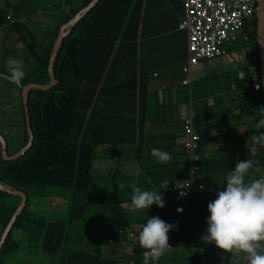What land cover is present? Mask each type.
I'll use <instances>...</instances> for the list:
<instances>
[{
	"label": "crops",
	"instance_id": "crops-1",
	"mask_svg": "<svg viewBox=\"0 0 264 264\" xmlns=\"http://www.w3.org/2000/svg\"><path fill=\"white\" fill-rule=\"evenodd\" d=\"M138 1L130 0L133 6L130 5L126 14L120 18V32L115 40V29L109 28L105 19H100L109 28L104 34L91 30V21L81 28L79 36L72 42L74 47L67 50L68 57L63 59L62 69L69 78L68 86L64 92L48 98L43 104V113L36 118L50 126L41 125L39 132L36 131L44 142L38 144L29 161L32 182H70L74 175L73 181L86 186L88 177L85 166H89L92 158L93 144L96 145L94 168L104 170L109 175L115 165L114 157L122 158V153H113L111 146L128 148L130 151L126 153L127 160H137L134 147L128 144L142 139L145 132H148L147 137L153 134L166 135L164 130L169 131L167 124L170 119L178 116L183 120L187 116L190 93L195 95L197 102L211 103L209 92L203 88L204 80L200 82L195 77L198 71H206L202 77L220 76L224 72L222 66L205 65L198 68L192 77L190 88L181 83L182 68L186 58L188 59V34L178 27L182 18V1L140 0L141 7L135 6ZM107 2L114 3L117 0ZM125 3H129V0H125ZM0 9H3L1 1ZM6 57H9L8 51L3 56ZM0 61V80L5 82L0 87V102L6 98L14 100L15 88L21 86V81L10 70L11 67L6 66V60L5 63L4 60ZM72 82L76 86H69ZM210 88L211 92L215 91L220 95L218 102L222 103L221 96L225 87L218 88L215 82H211ZM224 96L229 97L230 94ZM168 104L172 105V110ZM162 110L163 116L160 118L158 114ZM56 122L66 128L67 137L53 132L52 127ZM228 130L227 127L212 129L210 134L224 135ZM170 138L167 140L168 145L172 144V137ZM72 143L78 149L69 153L68 147ZM239 143L240 140L230 142L229 139H213L206 144V148L210 156L215 155L217 149L221 150V155L233 149L239 150L235 156L254 153L253 146L240 147ZM169 147V150L164 149L165 158L159 162L179 163L181 158L177 156L176 149H171V145ZM69 158L78 163L79 167L70 169ZM134 163L124 162L127 173L119 183L126 186L133 180L131 185L139 184L140 187H130V191L141 195L144 180L141 172L146 168L139 166L141 162ZM150 163L155 164L156 160L147 159V163L144 160L142 164ZM77 169L80 170L76 172ZM200 180L205 185L204 191L195 194L191 200L193 205L204 197L210 199L208 203H204L205 219H181L179 224L182 225L178 224L176 227V230H181L174 236L171 248L163 250L159 258L166 259V254L177 247L192 250L186 254H172L171 259L177 257L179 264H187L185 259L190 261L189 264H264V242L260 248L258 244L256 247L252 244L253 240L264 237V191L259 194L256 190L263 183L264 167L203 174ZM96 183L102 189H110L113 185L111 178H100ZM214 195L219 196L215 201L217 206L212 202ZM159 196L165 203L166 196ZM162 200L157 201L160 208L163 207ZM252 200H257V204ZM141 201L143 202L142 199ZM146 203L144 201L143 204ZM146 208H151V202L147 203ZM165 211L168 218L172 214L171 206ZM215 215H220L221 220H215ZM153 218H156L159 228L165 223L160 211ZM194 226L196 228L193 230L187 229ZM206 237L210 238V243L196 248V242ZM189 239H193L192 247L187 241ZM121 243L125 253L130 250L123 238ZM60 263L61 261L58 264Z\"/></svg>",
	"mask_w": 264,
	"mask_h": 264
},
{
	"label": "trees",
	"instance_id": "trees-1",
	"mask_svg": "<svg viewBox=\"0 0 264 264\" xmlns=\"http://www.w3.org/2000/svg\"><path fill=\"white\" fill-rule=\"evenodd\" d=\"M5 1L6 8L0 9V31H5V34L9 31H16L19 35L18 43L21 44V48L25 49L26 52V56L23 57V65L17 67L14 74L21 81V86L15 88L14 96L16 95L20 99L18 109L19 114L22 115V124L21 126L12 125V130H0V134L6 140L9 155H13V153L22 150L28 144L30 138L26 127L22 88L30 84H50L49 63L60 28L62 24L69 21L82 8L86 7L91 0ZM181 1L183 7V0ZM130 5V0L129 3H125V0H117L114 3L100 0L98 4L70 27L69 32L61 42L56 58L55 73L58 84L50 90L32 89L29 93L34 143L26 152V155L17 160L5 159L0 141V183L12 188L21 189L28 196L24 209L18 215L3 243V248L0 252V264H5V260L9 255L18 253V250L22 247L24 234L29 235V243L37 246L35 251H31L32 253L39 255L42 253L46 257L51 256L54 258V261L58 256H61L62 260L60 264L74 261L89 263L92 262V256L96 264H129V261H133L134 264H150V261H146L145 254L173 228V222L169 217L166 218L165 208L167 207L164 206V201L160 196L152 197L151 192L155 186H160L168 181L186 178L191 173L190 164L187 161L168 164H165L164 161L159 162L160 159L165 158L164 149L169 150L170 145L171 149H176L177 156L185 155L183 148L180 151V147L185 142L183 134V121L185 118L181 120L177 116L170 119L167 124L170 128L169 134L164 130L168 135H150L145 138L146 150L135 151V158L137 160H142L143 157L148 160H156L155 164H139V166L146 168L141 172L144 176L141 195H136L130 191L134 186L140 187L139 184L131 185L133 180L126 186H122L119 183V180L123 177L125 178L127 173V165L124 164V162H127L126 153L125 155L122 153V158L117 159L114 157L113 162L115 165L109 171L110 174L103 176L105 180L111 178L113 183L112 188L105 187L106 189L97 193V198H90L91 195H94V190L90 188L91 179L89 178H93L91 175L93 174L92 169L95 164V144L91 146L92 158L89 166H85L88 177V184L86 186L84 183L74 182L75 186L72 188L70 182L63 180L55 181L58 185H54L48 181L32 182L30 178V158L34 155L38 144L44 142L35 130L34 114L35 118H37L39 114L43 113V104L46 103L47 99L53 98V95L55 96L59 92H64L67 88L69 78L62 69V61L65 57H68L67 50L74 47L72 42L79 36L81 28L88 25L91 21V30L97 32L96 22H103L100 19H105L108 22L109 28L115 29V40L120 32V18L126 14ZM135 6L141 7L140 0ZM183 17L184 7L182 9ZM11 18L15 19V21L4 26L5 23L10 22ZM43 21L44 28L41 27ZM256 22V16H254L250 23L252 25V32L249 33V40L245 41L241 38V40L229 43L226 46V55L202 60L198 67H204L205 65L218 66L220 61L228 63V72H223L220 76H209V78L210 80L215 79L219 81L220 77H224L226 80L224 83L225 89L223 90L225 94H230V96L227 97L229 100L222 102L219 107H212L209 104L195 105V124L201 136V148L199 150L201 159L197 163L198 169L193 172V190L189 199L186 200L185 212L182 214L181 219L185 218L186 212L192 207L191 198L198 192L204 191L205 185L200 180L203 174L264 167V93L262 87L257 91H253L251 88L252 77H256L260 81L259 59L253 58L258 55L255 35ZM103 23L106 25V30L109 29L106 22ZM14 55L15 53L12 52L9 59L15 58L13 57ZM232 63H236L238 68L234 69ZM71 67L73 68V64ZM65 69L68 71L67 67ZM233 73L237 74L236 79L238 80L231 79ZM182 78H184V75ZM204 78L201 77L199 81L201 82ZM187 87L190 88L189 86ZM232 90L233 92L230 93ZM190 96V99L195 97L191 93ZM188 99L189 95H187ZM168 106L172 110V105L168 104ZM177 106H179V103H177ZM190 108L194 111L191 105ZM1 114L5 117L7 116L4 111ZM158 116L160 118L163 116V110ZM181 121L182 126L180 127ZM45 125L46 127L50 126L47 123ZM55 125V133L67 137L66 128L63 125L60 126L57 122ZM225 127L231 129L233 132H229L227 135L210 134L212 129ZM237 131H240V133H237ZM8 135H14L15 137L12 147H10ZM170 137H172V144L168 145L167 140L171 139ZM230 138L240 140V147L253 146L254 153L235 157H232L230 152L222 153V155L215 153V155L209 157L205 155L204 147L210 140ZM15 142L19 143L16 144ZM154 142L155 145H153ZM259 143H261V146H258ZM77 149L74 143H72L68 147V152L74 153ZM69 159L68 166L70 169L79 167V164L74 162L72 158ZM200 184L203 186L201 189L198 188ZM50 185H52L54 191L64 187L70 193L66 203L67 215L64 217L45 218L33 209V199L36 200L37 197L44 196V190ZM129 191L131 194L128 196L127 193ZM21 200V195H16L0 188V239ZM158 200H162V208L157 206ZM144 201H147V203L151 202V208L147 209V203L143 204ZM126 202L131 203L132 211L123 205ZM159 211L165 219V223L162 224L161 228L158 227L156 218H153ZM91 212H94L96 217L90 218L89 214ZM90 226L94 228L91 229ZM106 228H108L109 236L123 238L124 241H129L127 232L132 231L134 233L131 254L127 255L124 252V247L121 248V254L119 255L108 249L106 251L103 246V240L107 232L105 231ZM74 230L77 232H74ZM72 246L76 247V249L74 251L68 250ZM92 247L96 251H90ZM108 253L113 254L112 258L108 257Z\"/></svg>",
	"mask_w": 264,
	"mask_h": 264
},
{
	"label": "rangeland",
	"instance_id": "rangeland-1",
	"mask_svg": "<svg viewBox=\"0 0 264 264\" xmlns=\"http://www.w3.org/2000/svg\"><path fill=\"white\" fill-rule=\"evenodd\" d=\"M0 1H1L2 8H6V1L5 0H0ZM41 27L42 28L45 27L44 21L41 23ZM96 30H97V33L104 34L106 31V25L103 22L98 21V22H96ZM66 31H67V29H64L63 32L65 33ZM3 38H4V40H2ZM18 40H19V35L16 31H9L7 34H5V31H3V32L0 31V60H4V63L6 60V66L9 65L8 67L9 68L11 67L10 70H12L14 72H16L17 67H20L23 65V57L26 56L25 49L21 48V44L18 43ZM6 50H8V52H9V57L12 54V52L15 53L16 57L12 58V59H9V57L3 58ZM184 55H186V53H184ZM187 57H188V54H187ZM14 60H16V61H14ZM7 61H8V63H7ZM186 61H187V58L185 60V63H186ZM1 65H2V61H0V66ZM228 65H229L228 63H223V61H220V63H219V66H222L224 68V72H228V70H229ZM232 66L234 69L238 68V65L236 63H232ZM205 73H206V71L205 72L204 71H198L195 78L198 80ZM207 74H209V73L207 72ZM223 75H225V74H223ZM236 77H237V74L233 73L231 76V79L232 80H238V79H236ZM222 78L224 80H226L224 77H220L219 81H216L215 79L210 80L208 75L204 78L203 88L205 91L209 92L208 98L211 97V103L209 105L212 107H214V106L219 107V106H221V103L218 102V100L220 99V95L216 94L215 91L211 92L210 84H211V82H215L216 85L218 86V88H221L222 86H224V82H223ZM4 83H5L4 81L0 80V87ZM72 85H75V83L72 82ZM232 92H233V90L230 91V93H232ZM239 93H240V91H239ZM222 94L223 95L221 96V98H222L223 102H227L229 100V98L224 96L225 92H222ZM19 103H20V99L16 95L14 96V100H9L6 98L0 102V104H1V107H0V130H4V131H8V129L12 130L13 129L12 125H17V126L20 125L21 126L22 115L19 114V109H18ZM196 104L207 105L208 103H206L204 101L197 102L194 99V97H192L190 100V105L192 106V108H194V113L196 112V110H195ZM2 111H4L6 113V115H7L6 117L1 114ZM7 119H8V122H7ZM41 125L45 126V123L43 124L39 120L37 121L35 118V114H34L35 130L39 132ZM52 129H53V132L56 131V125L55 124H53ZM230 131L231 130L229 129L228 133ZM228 133H225V135H227ZM237 133H240V131H237ZM147 135H148V132H145V134L142 136V139H144V140L139 138L136 142H132V143L128 144V146L131 147V145H132V147H134V149H136L133 151L134 153H135V151L139 152V151H145L146 150L145 138L147 137ZM7 138H8V141L10 143V147H12L14 144V141H15L14 135H8ZM229 140H230V142L238 141L235 138H232V139L230 138ZM140 142H143V143H140ZM15 143L17 144L19 142H15ZM111 150L114 151L113 153H117L119 151V152L123 153V155H125V153H128L130 151L128 148H126L124 146L121 149L111 146ZM238 151L239 150H237V149H233L230 152L231 156L235 157V153ZM204 153L207 157L210 156L208 151H207L206 146L204 147ZM217 153H218V155H221V150L217 149ZM180 158H181L180 162H186V161L188 162L189 161V157L186 155L180 156ZM144 160H145V163H147V159H145L144 157L142 160H139V161H137V160H127V161H133V162H135L134 164H136V163L138 164L139 162L143 163ZM79 170L80 169H77L76 172H78ZM92 170H93V172H92L93 174L91 176L93 178H89V179H91L90 188H92L94 190V195H91L90 198H97L96 197L97 193L102 192L103 189L99 188L97 186L96 181L100 178H103V176H107V175L105 172H102L96 168H94ZM73 179H74V175H73V177H71V180H70V183L72 184V188L75 186L74 182H76V181H73ZM51 184L58 185V183H51ZM256 190L259 192V194L262 191H264V180H263L262 185L259 188H257ZM44 192H45L44 196H39L36 198V200L33 199L34 200L32 202V204L34 205L33 209L45 218H53L54 219V218L66 216L67 215V204L66 203H67V199L69 198V195H70L69 191L66 190L64 187L62 189H58V190L54 191L52 185H50V186H47V188L44 190ZM214 197H215V199L212 202L214 203V206H217V203L215 201H216L217 197H219V196L214 195ZM209 201H210L209 198L204 197L202 200L195 202L192 205L191 209H189L188 212H186L185 218L191 219V220H197V219H200L201 217H203L205 219L206 213L204 211V208H205L204 203H208ZM173 202L174 201H173L172 197L167 196L165 203H164V206L169 207L172 205ZM252 202L257 204V200H252ZM123 205L128 207L129 210L132 211V208H131L132 205L130 202H126V204L124 203ZM149 207H150V205H149ZM255 207L258 208L257 205ZM89 217L94 218V217H96V214L94 212H91L89 214ZM263 217H264V212H263ZM213 218L215 220H221L220 215H215V216H213ZM179 225L181 226L182 223ZM90 228L93 229L94 227L90 226ZM195 228H196V226L187 227V229H190V230H193ZM107 230H108V228L105 229V231H107ZM180 230L181 229L178 228L176 231H174V234L172 235V238H171L172 241L174 239V236H177V234L179 233ZM185 231H187V230H185ZM74 232H77V231L74 230ZM187 232H189V231H187ZM107 234H108V231L106 232V235H105L104 240H103V246L105 247L106 251L108 249V250L114 251L115 254H117V255L121 254V248L123 246V243H121L122 238H116L114 236V241L112 243H108V239L112 236H109V234L108 235ZM245 236L248 239L247 230H245ZM187 241L190 244V247H192L193 239H189ZM262 242H264V237H262L261 240H259V239L257 241L253 240L252 241L253 247H256L258 244V246L260 248L262 246ZM209 243H210V238H208V237L202 238L196 242V248H198L199 246H204V244H209ZM36 248H37V246H35V244L29 243V235L24 234L23 238H22V247L18 250V253H15L13 255H9L5 260V264H53L52 262H54L55 264H58L62 260L61 256H58L54 261V258L51 256L46 257L42 253L40 255L32 253L31 251H35ZM75 249H76V247L72 246V247H69L68 250L74 251ZM176 249H177V247H173V249L166 254V259L163 257H160L159 260L156 262V264H179V260L177 257H173L171 259L172 254L177 253V252L182 253V254H186V253H190L192 251V250H189L187 248H180L177 250ZM193 250L195 252H197V249L193 248ZM90 251H96V249L94 247H92L90 249ZM130 252H131L130 250H127L126 254L129 255ZM112 256H113V254L108 253L109 258H112ZM173 260H178V261H173ZM185 261L187 264L190 263V261L188 259H185ZM65 264H96V263L93 261V256H92V262H89V263H87V262L84 263L82 261H74L71 263L67 262Z\"/></svg>",
	"mask_w": 264,
	"mask_h": 264
},
{
	"label": "built area",
	"instance_id": "built-area-1",
	"mask_svg": "<svg viewBox=\"0 0 264 264\" xmlns=\"http://www.w3.org/2000/svg\"><path fill=\"white\" fill-rule=\"evenodd\" d=\"M184 17L179 23V28L187 31L188 34V59L182 68L184 78L182 85L190 86L194 71L200 66L202 60L214 59L227 54L226 46L241 38L249 40V33L252 32L250 24L255 16L257 0H183ZM13 21V19H11ZM258 58L257 56L253 57ZM253 70V68H252ZM251 88L257 91L261 83L256 77L251 78ZM183 134L185 142L182 148L185 155L189 157L191 173L188 177L168 181L160 186H155L151 196L164 194L172 197V214L169 219L173 222V228L157 244H154L145 254L146 261L154 264L163 250L171 248V236L181 221L185 212L186 200L193 190V172L198 169L201 157V136L195 124V113L190 108L183 121ZM203 186L200 184L198 188ZM132 231L127 232L129 241L133 244ZM114 241L113 237L108 243ZM129 264H134L129 262Z\"/></svg>",
	"mask_w": 264,
	"mask_h": 264
},
{
	"label": "water",
	"instance_id": "water-1",
	"mask_svg": "<svg viewBox=\"0 0 264 264\" xmlns=\"http://www.w3.org/2000/svg\"><path fill=\"white\" fill-rule=\"evenodd\" d=\"M99 1L100 0H91V2L86 7L82 8L71 19H69V21H67L66 23L62 25L59 31V34L55 40L54 48H53L51 58H50V63H49V74L51 78L50 84L48 85L30 84L22 88V98H23V104L25 107L26 126H27V132L29 133L30 138H29L28 144L22 150H20L17 153H13V155H9L6 140L0 134V141L2 143V153L5 159L17 160L21 158L23 155H26V152L32 147L34 143V133H33L32 122H31V110L29 107V93L32 89H42L45 91L50 90L51 88H53L54 86L58 84V81L56 79V73H55V63H56V58H57V55H58V52L61 46V42L64 36L69 32L70 27L74 25L81 16H84L90 9H92L96 4H98ZM255 16L257 20L255 35H256V42H257V47H258V59H259V70H260L259 75H260L261 87L264 93V0H257V9H256ZM64 29H67L65 33L63 32ZM0 188L7 192L22 196V200L20 201L13 217L11 218L7 227L5 228L4 233L0 239V252H1L3 248V243L8 233L10 232L14 222L17 220L18 215L24 209L28 196L25 191L21 189H17V188H12L5 184L0 183Z\"/></svg>",
	"mask_w": 264,
	"mask_h": 264
},
{
	"label": "clouds",
	"instance_id": "clouds-1",
	"mask_svg": "<svg viewBox=\"0 0 264 264\" xmlns=\"http://www.w3.org/2000/svg\"><path fill=\"white\" fill-rule=\"evenodd\" d=\"M3 9H5V8H3ZM82 17V16H81ZM11 19H13V18H11ZM11 19H10V22H8V23H5V25L4 26H7V25H9V23H12V22H14L15 21V19H13V21H11ZM6 51H8V50H6ZM27 86V85H26ZM189 105H190V102H189ZM32 122V121H31ZM34 133V132H33ZM159 195V194H158ZM166 197H167V195H165ZM126 204V203H125ZM174 230H176V229H174ZM173 233H174V231H173ZM173 233H172V235H173ZM167 235V234H166ZM171 238H172V236H171ZM127 243H128V247L130 248V251L132 250V246H133V244L130 242V241H126ZM171 246H172V240H171ZM130 254H131V252H130ZM129 262H133V261H129ZM128 262V263H129ZM134 263V262H133Z\"/></svg>",
	"mask_w": 264,
	"mask_h": 264
},
{
	"label": "flooded vegetation",
	"instance_id": "flooded-vegetation-1",
	"mask_svg": "<svg viewBox=\"0 0 264 264\" xmlns=\"http://www.w3.org/2000/svg\"><path fill=\"white\" fill-rule=\"evenodd\" d=\"M63 25V24H62ZM27 127V126H26Z\"/></svg>",
	"mask_w": 264,
	"mask_h": 264
}]
</instances>
